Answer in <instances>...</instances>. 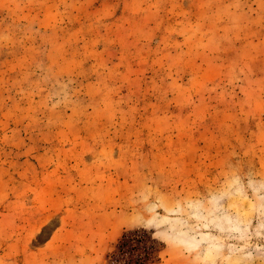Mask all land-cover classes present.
<instances>
[{
  "label": "rangeland",
  "instance_id": "rangeland-1",
  "mask_svg": "<svg viewBox=\"0 0 264 264\" xmlns=\"http://www.w3.org/2000/svg\"><path fill=\"white\" fill-rule=\"evenodd\" d=\"M264 264V0H0V264Z\"/></svg>",
  "mask_w": 264,
  "mask_h": 264
},
{
  "label": "trees",
  "instance_id": "trees-1",
  "mask_svg": "<svg viewBox=\"0 0 264 264\" xmlns=\"http://www.w3.org/2000/svg\"><path fill=\"white\" fill-rule=\"evenodd\" d=\"M161 245L143 228L128 230L117 239L107 257L110 264H149L159 259Z\"/></svg>",
  "mask_w": 264,
  "mask_h": 264
}]
</instances>
